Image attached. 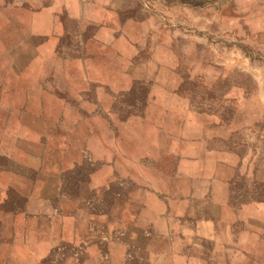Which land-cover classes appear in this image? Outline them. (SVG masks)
Instances as JSON below:
<instances>
[{"label":"rangeland","instance_id":"1","mask_svg":"<svg viewBox=\"0 0 264 264\" xmlns=\"http://www.w3.org/2000/svg\"><path fill=\"white\" fill-rule=\"evenodd\" d=\"M64 1L67 3L48 0L67 25L57 55L66 60L82 58L83 39L99 29L95 23L84 25L69 17L68 12L77 11V4L65 5ZM102 7L106 8L103 24L110 23L112 28L108 35L103 33L100 43L125 45L121 35L125 32L133 33L130 37L135 39L143 37L135 59L142 66L137 80L128 79L131 84L127 89L113 91L105 85L86 84L80 86L81 93L77 89L68 93L58 81L63 80V67L52 60L48 70L39 62L34 70L31 65L5 84L0 67V171L6 170V189L0 182V189L5 190L4 195L0 193V221L7 225L12 211L18 209L29 215L30 198L22 196L19 189L33 187V192H44L33 195V216L43 222L46 216H54L55 244L39 264H148L131 243L127 218L121 214L129 194L141 183L136 180L141 176L135 174L137 167L124 163L113 174H103L100 183L94 179V170L104 167L110 153L106 133L97 134L95 129L106 128L112 136L119 135L116 127L130 115L142 113L149 94H165L171 108L180 111L182 121L196 118L201 123L229 127V136L214 139L212 144L239 157L230 171V201L264 206V29L257 32L248 24L255 13L264 19V0H183L181 5L160 0H110ZM131 19L143 25L133 26ZM118 64L129 69L127 60ZM77 71V66L71 65L64 79L74 80ZM104 71L102 75L110 78V68ZM33 80H45L50 86L47 103L53 97L55 107L48 110L52 112L47 119L52 121L48 126L51 131L37 132L36 144ZM69 87L75 88L71 83ZM39 93L35 92V98ZM45 102L37 103L38 114L45 113ZM40 105L44 109L39 110ZM37 120L36 128L41 129L42 118ZM150 120L160 121L155 117ZM162 130L153 139L156 148L150 147V151L159 152L160 159L166 160L170 147L168 133ZM20 150L39 152V160L33 159V166L17 164L20 153H15ZM145 163L153 162L147 159ZM116 204L117 211L111 213ZM46 206L54 207L53 215L45 213ZM112 220L122 226L113 229ZM251 226L255 234L246 233V243L231 250L230 258L205 264H264V220L250 218L247 226L235 222L229 240L236 237L237 230Z\"/></svg>","mask_w":264,"mask_h":264},{"label":"crops","instance_id":"2","mask_svg":"<svg viewBox=\"0 0 264 264\" xmlns=\"http://www.w3.org/2000/svg\"><path fill=\"white\" fill-rule=\"evenodd\" d=\"M182 1L160 0L163 4L173 5H181ZM69 2L77 4V11L68 12L69 17L84 25L95 23L99 30L88 39H83L79 51L83 54L82 58L66 60L57 53L61 50L58 43L67 25L55 12L54 4H50L48 0H0V67L4 83H10V78L29 69L31 65L34 70L39 62L40 67L48 70L52 60L51 62L63 67V80L58 81L66 86L65 91L68 93L69 89H77L81 93L80 86L86 84L99 87L105 85L113 91L127 89L131 84L128 79L137 80V72L142 66L141 61L135 59L139 57L143 47L140 44L143 37L135 39L130 37L133 33L125 32L121 34L125 38V45H103L100 43L103 33L108 35L112 25L103 24V12L106 8L102 5L110 3V0H67L63 4H70ZM249 21V26L255 31L264 29V19L260 14L255 13ZM129 23L133 26L143 25L132 19ZM125 60L130 63L127 66L129 69L118 64ZM71 65L78 68L77 78L65 80V71ZM106 68H110V78L102 75ZM70 83L75 88L71 89ZM33 86V144H36L37 132L51 131L48 126H51L52 121L47 119L52 116V112L48 110L55 107L51 104L53 97L47 103L50 86H47L45 80H33ZM35 92H40L37 98L34 96ZM45 99V113L41 111L38 114V104ZM167 103L165 94H149L142 113L130 115L123 125L116 127L119 135L112 136L106 128L95 129L97 134L106 133L105 136L110 140V153L106 159L108 161H104V167L101 165L94 170V179L100 183L103 174L107 175L108 171L113 174L114 170L123 168L121 165L124 163L137 167L135 174L141 176H136L135 179L141 180V183L135 189L136 192L129 194V200L121 214L127 218L126 233L133 239L131 243L134 242L132 244L139 248L141 260L148 264H205L224 261L228 259L227 256L230 258L234 254L231 250H239L240 246H244L246 233L255 234V227L251 226L250 229L249 226L248 229L245 227L237 230L234 233L236 237L229 240L233 224L240 222L247 226L250 218L263 221L264 206L257 202L234 205L230 201V171L238 163L239 157L235 153L213 147L212 144L214 139L227 138L230 128L226 125L201 123L196 118L182 121L180 111ZM44 108L40 105L39 110ZM151 117L160 121L151 122ZM37 118H42L43 123L40 122L39 125L41 129L36 128ZM171 124L175 125L162 130L163 126ZM161 130L168 133L167 146L170 148L166 160L160 159L159 152L154 154L150 151V147L156 148L157 140L153 139ZM96 147L98 149V145ZM137 148L142 152H136ZM17 153L20 154L15 161L19 165L33 166V159L39 160V152L33 150H20L15 154ZM147 159L153 163L146 164ZM0 182L5 188V169L0 171ZM19 192L30 198L29 215L24 213V209H18L12 211L13 216H9L11 222L7 225L5 221H0V264H39L55 244L54 216H46V222L38 219L37 215L33 216V195L38 196L44 192H33V187L27 191L19 189ZM0 193L4 195L5 190L0 189ZM52 193L50 196H53ZM132 202L136 205L131 204ZM117 208V204L113 205L111 213L117 211ZM45 209V213H51L50 215L55 211L54 207L46 206ZM2 216L4 217L3 214ZM118 226H122L118 220L111 221L113 229Z\"/></svg>","mask_w":264,"mask_h":264}]
</instances>
